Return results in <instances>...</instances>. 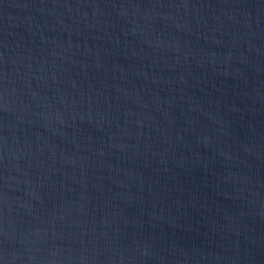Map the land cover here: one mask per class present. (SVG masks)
Masks as SVG:
<instances>
[{"label":"water","instance_id":"obj_1","mask_svg":"<svg viewBox=\"0 0 264 264\" xmlns=\"http://www.w3.org/2000/svg\"><path fill=\"white\" fill-rule=\"evenodd\" d=\"M0 264H264V0H0Z\"/></svg>","mask_w":264,"mask_h":264}]
</instances>
